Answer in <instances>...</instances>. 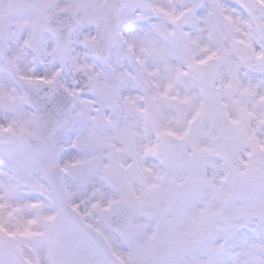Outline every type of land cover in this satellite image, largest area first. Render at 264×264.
Returning <instances> with one entry per match:
<instances>
[{"label":"snow or ice","instance_id":"obj_1","mask_svg":"<svg viewBox=\"0 0 264 264\" xmlns=\"http://www.w3.org/2000/svg\"><path fill=\"white\" fill-rule=\"evenodd\" d=\"M0 264H264V0H0Z\"/></svg>","mask_w":264,"mask_h":264}]
</instances>
